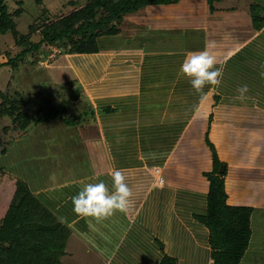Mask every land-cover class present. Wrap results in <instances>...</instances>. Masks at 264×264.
<instances>
[{"label": "crops", "instance_id": "obj_1", "mask_svg": "<svg viewBox=\"0 0 264 264\" xmlns=\"http://www.w3.org/2000/svg\"><path fill=\"white\" fill-rule=\"evenodd\" d=\"M181 1L127 14L117 34L99 38L97 52L62 51L40 60L39 65L69 70L67 81L80 88L73 101L87 107L83 112L76 107L80 118L64 123L62 135L28 142L37 149L25 155L36 164L31 178L25 171L0 168V225L19 183L25 182L45 208V220L59 224L65 236L62 258L68 263L85 259L89 264L94 258L99 264H162L169 255L178 264H210L216 251L209 228L198 218L208 208L207 175L214 169L208 138L224 165L219 173L227 203L253 208L244 259L258 235L264 245V26L262 16H256L259 5L196 2L201 19L187 29L179 13L184 7L177 8ZM152 31L161 36H148ZM210 42L215 43L208 49L216 57L215 68L222 69L221 84L197 93L178 73L189 53L203 51ZM243 85L248 91L241 101L236 97ZM41 124L46 123L33 126ZM33 126L16 141L29 138ZM116 169L132 191L131 207L90 226L73 213L71 198L84 183L103 181L111 191L110 174Z\"/></svg>", "mask_w": 264, "mask_h": 264}, {"label": "trees", "instance_id": "obj_2", "mask_svg": "<svg viewBox=\"0 0 264 264\" xmlns=\"http://www.w3.org/2000/svg\"><path fill=\"white\" fill-rule=\"evenodd\" d=\"M18 7L10 9V2ZM43 4V0H36ZM180 0H86L68 13L47 16L30 26L28 33L18 29L17 19L23 12V0H0V35L10 33L17 45L24 49L15 57L0 63V67L11 64L16 69L29 53L41 52V48L57 47L65 53H89L99 50L102 35H114L120 31L125 16L149 5H173ZM215 0H209V3ZM46 8V7H45ZM257 8V7H256ZM14 9V10H13ZM46 11L49 10L46 8ZM256 16H258L256 14ZM257 22V19H256ZM264 26V18L262 23ZM259 25V26H260ZM41 36L38 42L32 35ZM42 54V53H41ZM38 63L37 59H34ZM72 95L77 88L71 81L63 83ZM82 94V92H81ZM58 96L59 104H56ZM53 92L40 95L41 104L34 113L27 110L28 100L19 90L0 88V120L9 118L10 124L0 126V158L15 143L17 137L28 133L33 125L52 121L57 117L72 123L68 98ZM75 104V103H74ZM77 105V104H75ZM71 117V118H70ZM213 153V173L207 175L210 182L208 208L198 218L210 230V242L215 249V258L210 264H240L244 259L253 233L251 216L253 208L227 203L225 181L219 173L221 161L214 145L207 138ZM47 213L38 198L25 182L19 183L14 200L5 221L0 225V264H59L64 253L65 236L59 224L47 222ZM162 264H178L165 255Z\"/></svg>", "mask_w": 264, "mask_h": 264}, {"label": "rangeland", "instance_id": "obj_3", "mask_svg": "<svg viewBox=\"0 0 264 264\" xmlns=\"http://www.w3.org/2000/svg\"><path fill=\"white\" fill-rule=\"evenodd\" d=\"M70 1H76L77 6L82 5L86 2V0H43V4L38 3L36 0H23V12L21 16L17 19L18 21V29L22 33H28L29 28L33 25L37 19L38 21L50 16L59 15L68 13L75 6L70 4ZM205 1L210 5L209 0H182L178 4V9L184 7L179 13H181V18L184 16L186 21L183 24L187 29H191L193 24H197L200 21V6H196L195 3ZM228 1V0H226ZM230 3H239V4H247L253 6H258L257 13L258 15L264 18V0H229ZM10 9L17 8L18 5L14 2H10ZM49 10L46 11V8ZM13 9V10H14ZM171 11V10H169ZM167 10L166 13H169ZM202 11V10H201ZM203 13V12H202ZM243 24H247V20L241 22ZM183 26V27H184ZM125 34V33H124ZM148 36L153 38H157L161 36V33L152 31L148 32ZM41 36L38 34L32 35L31 39L33 41L38 42ZM24 49L23 46L17 45L14 38L10 33L6 35H0V63L4 62L12 57H15L18 53H20ZM43 49V48H41ZM45 53L42 55L41 52H32L27 54L24 57V61H20V66L18 68H14L11 64H6L0 67V88L11 91L19 90L23 93L24 97L28 100L27 110L34 113L37 107L41 104L40 95L47 94L53 92L55 96L57 94H63L66 98H68V103L70 105L69 114L72 115L70 118L74 120H78L80 117L75 116V109L78 108V111L83 112L87 104L80 102L79 105H75L74 101L71 99L72 95H68V88L63 87V83L67 80H70L71 74L69 70L66 69H52L49 67H45L44 64H40V60H45L47 55L53 53V50L50 52V49L45 48ZM55 53V52H54ZM53 58V56L51 57ZM34 59L38 60V63H35ZM38 64V65H37ZM55 64V63H53ZM58 98V96L56 97ZM59 98L57 99L56 104H59ZM56 120L45 122L46 124H41L39 126H33L32 132H30L29 138H24L21 141H15V143L10 147L7 155H3L0 158V168L5 167L7 170L12 173H19L21 171H25L27 174V178H31L30 175H34V171L36 169V164L34 162V157L32 155L25 157L26 154H30L31 152H35V146H31L28 142H43L46 138L59 135L64 132V120L60 117L55 118ZM85 119H83L84 122ZM11 120L7 117L2 118L0 120V126L5 124H10ZM62 126V127H61ZM65 126V128H66ZM71 132L72 128L70 127ZM37 130V132H35ZM73 133V132H72ZM79 137V136H78ZM46 143V142H45ZM49 145V144H48ZM47 145V148H51ZM65 145V142H64ZM62 144V146H64ZM45 149V147H44ZM43 150V148H41ZM26 152V153H25ZM36 159V157H35ZM32 170V173L30 171ZM33 182V180H32ZM258 230V229H257ZM262 234L264 232V227H261ZM264 236V234H263ZM258 238L254 239L252 243L251 251L247 254L246 258L243 260V264H264V252H260V250L264 249V245H262V236H257ZM262 253V258L260 257ZM60 260L64 264H85L87 260L85 259H77L71 260L68 263L63 260L60 255ZM82 257L81 255L77 258ZM259 260V262H258ZM89 264H99L94 258L93 260H89Z\"/></svg>", "mask_w": 264, "mask_h": 264}, {"label": "clouds", "instance_id": "obj_4", "mask_svg": "<svg viewBox=\"0 0 264 264\" xmlns=\"http://www.w3.org/2000/svg\"><path fill=\"white\" fill-rule=\"evenodd\" d=\"M210 42L203 51L189 53L179 70L178 75L188 79L191 87L197 93H202L206 85L219 87L222 80V69L215 68L216 57L208 49L214 48ZM264 78V72H261ZM248 91L247 85L237 89L236 99L243 101ZM112 190L100 181L98 183H84L78 193L71 198L73 213L84 219L90 226L93 221L100 223L114 216L117 212L127 213L131 207L132 191L125 182L126 177L119 169L111 174Z\"/></svg>", "mask_w": 264, "mask_h": 264}, {"label": "water", "instance_id": "obj_5", "mask_svg": "<svg viewBox=\"0 0 264 264\" xmlns=\"http://www.w3.org/2000/svg\"><path fill=\"white\" fill-rule=\"evenodd\" d=\"M79 93H80V88L77 87V88L75 89L74 93L72 94L71 99H72V100H76L77 97H78V95H79ZM223 168H224V165H221V167H220V171H222Z\"/></svg>", "mask_w": 264, "mask_h": 264}, {"label": "built area", "instance_id": "obj_6", "mask_svg": "<svg viewBox=\"0 0 264 264\" xmlns=\"http://www.w3.org/2000/svg\"><path fill=\"white\" fill-rule=\"evenodd\" d=\"M54 49V50H53ZM52 50H53V53L50 55L51 57L52 56H55L56 55V53H58V52H62V49H59V48H57V47H53L52 48ZM55 52V53H54ZM156 172L157 173H160V170H159V168L156 170ZM162 177H159V182H162Z\"/></svg>", "mask_w": 264, "mask_h": 264}]
</instances>
